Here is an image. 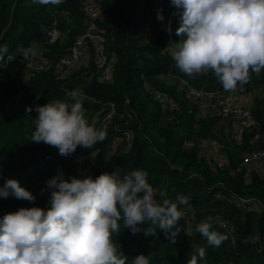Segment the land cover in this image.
Returning <instances> with one entry per match:
<instances>
[{
  "label": "trees",
  "instance_id": "obj_1",
  "mask_svg": "<svg viewBox=\"0 0 264 264\" xmlns=\"http://www.w3.org/2000/svg\"><path fill=\"white\" fill-rule=\"evenodd\" d=\"M81 3L0 0V46L8 48L0 62L6 64L0 67V186L6 179H16L35 196L34 201L0 198V219L20 207L46 209L50 191L46 181L53 176L95 178L114 172L122 178L134 169H144L155 189L166 191L173 200L183 194L191 207L179 206L185 214L176 226L180 234L175 244L162 229H156L155 237L143 231L132 234L121 222L114 242L126 256L125 264H133L139 254L148 255L151 264H187L198 247L205 250L199 264H264V209L236 206L229 196L230 192L264 202V171L253 166L248 170L241 159L244 153L264 148V139L252 140L254 131L264 134V98L252 106L253 123L237 137L233 118H219L189 96L182 80L209 91L222 85L211 71L188 76L176 66L172 52L183 37L175 34L179 13L170 0H96L101 14L97 24L107 51L115 58L110 80L98 78L93 62L87 68H61L60 58L85 28ZM158 10L163 20L157 19ZM53 23L62 37L49 43L46 34ZM169 25L171 38L166 31ZM20 47L37 49L40 55L36 50L35 56L25 59L17 54ZM8 55L16 57L7 62ZM31 58L47 61L48 67L27 71ZM244 87L246 93L264 88V70L258 76L252 74ZM151 89L166 93L175 106L162 105ZM73 90L83 92L89 122L99 116L96 126L107 125L106 140L91 149L78 146L70 156L43 142L32 143L37 106L54 99L71 102L67 93ZM110 103L114 113L106 118ZM125 131L130 132L129 139ZM209 138L223 145L227 166L215 167L211 159L200 155L197 143ZM218 191L222 196H217ZM205 220L229 237L220 247L210 246L196 231V225Z\"/></svg>",
  "mask_w": 264,
  "mask_h": 264
},
{
  "label": "clouds",
  "instance_id": "obj_2",
  "mask_svg": "<svg viewBox=\"0 0 264 264\" xmlns=\"http://www.w3.org/2000/svg\"><path fill=\"white\" fill-rule=\"evenodd\" d=\"M41 5H59L64 0H34ZM178 10L181 38L172 52L176 66L188 76L211 71L224 91L234 92L264 70V0H170ZM174 15L177 13H173ZM157 19L163 20L162 10ZM166 31L171 34L170 25ZM8 52L0 46V62ZM27 59L33 48L17 49ZM16 55H8L7 62ZM6 66L0 63V67ZM67 100L54 99L38 105L32 143L55 147L70 156L78 146L91 149L107 138V125L97 127L99 116L89 122L83 106V92L73 90ZM26 111H31L27 108ZM50 189L48 207H20L0 219V264H125L126 256L114 237L123 227L145 236L165 231L168 241L177 243V224L184 216L180 205L191 207L189 198L155 189L148 172L134 169L120 178L103 172L93 178L56 175L46 181ZM43 191V189H42ZM12 196L34 201L35 196L16 179L0 186V198ZM145 225H150L145 227ZM196 231L218 248L229 237L213 230L205 220ZM154 255V254H152ZM205 250L198 247L187 264H199ZM133 264H151L148 255L139 254Z\"/></svg>",
  "mask_w": 264,
  "mask_h": 264
},
{
  "label": "built area",
  "instance_id": "obj_3",
  "mask_svg": "<svg viewBox=\"0 0 264 264\" xmlns=\"http://www.w3.org/2000/svg\"><path fill=\"white\" fill-rule=\"evenodd\" d=\"M81 9L85 16V28L75 38L68 52L60 58L59 66L61 68H75L76 65L86 60L88 56H91L89 64H85L83 67L87 68L93 62L92 64L98 73V78L103 81H108L111 78L115 58L107 51L103 31L97 24V20L100 18L101 14L96 6V0H82ZM175 20H180L179 14L176 16ZM46 37L49 43H55L61 39L62 32L56 27L55 23H53L47 30ZM168 37L171 38V34L168 33ZM168 50H172L171 45H169ZM25 67L27 71H41L48 67V63L40 58H31L27 60ZM181 85L186 88L189 96L200 102V104L207 105L217 117L222 119L233 118L236 120L234 127L235 136L240 137L246 131V128L248 126L250 127L253 123L251 108L246 107L242 102L243 95L246 94L244 85L238 86L234 92L224 91L222 87L215 91L202 90L188 85L183 80L181 81ZM151 90L154 98L162 105L175 106V103L169 101L166 93L154 89ZM109 105L110 110L106 118H110L114 113L113 103ZM124 134L127 139L130 138V132L125 131ZM260 139H264V134H261L259 131H254L252 133V140L258 141ZM115 141L116 139L113 140V142ZM197 145L200 155L211 159L215 167L221 168L228 165L227 158L223 152V145L215 138L201 139ZM241 159L244 167L252 165L264 171V148L244 153ZM232 172L233 170H231V173ZM50 191L48 193V198H50ZM216 194L218 197L222 196L220 191ZM229 196L236 206L247 207L253 211L264 209V202L255 197H243L230 192ZM218 223L222 227L226 225L221 220L218 221Z\"/></svg>",
  "mask_w": 264,
  "mask_h": 264
},
{
  "label": "crops",
  "instance_id": "obj_4",
  "mask_svg": "<svg viewBox=\"0 0 264 264\" xmlns=\"http://www.w3.org/2000/svg\"><path fill=\"white\" fill-rule=\"evenodd\" d=\"M37 50V49H35ZM40 52L37 50V54H39ZM91 59V56H88L85 60V63H84V66L85 64H88L87 62H89V60ZM264 98V88L262 89H257V90H254L252 92H247L246 94L243 95V98H242V102L244 105L252 108V106L255 105V102L257 100H261ZM210 110V109H209ZM236 121V120H235ZM234 124V123H233ZM235 127V126H234ZM233 127V129H234Z\"/></svg>",
  "mask_w": 264,
  "mask_h": 264
},
{
  "label": "rangeland",
  "instance_id": "obj_5",
  "mask_svg": "<svg viewBox=\"0 0 264 264\" xmlns=\"http://www.w3.org/2000/svg\"><path fill=\"white\" fill-rule=\"evenodd\" d=\"M84 63H85V60L84 61H82L81 63H79L78 65H76L75 66V68L76 67H82V66H84ZM88 64H89V62H87ZM246 106V105H245ZM246 107H248V106H246ZM250 108V107H249ZM203 110V112H205L206 110L205 109H202ZM248 170H251L253 167H252V165L251 166H247L246 167Z\"/></svg>",
  "mask_w": 264,
  "mask_h": 264
}]
</instances>
